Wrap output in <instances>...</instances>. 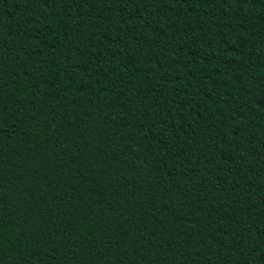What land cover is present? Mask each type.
<instances>
[{"label":"trees","instance_id":"obj_1","mask_svg":"<svg viewBox=\"0 0 264 264\" xmlns=\"http://www.w3.org/2000/svg\"><path fill=\"white\" fill-rule=\"evenodd\" d=\"M0 264H264V0H0Z\"/></svg>","mask_w":264,"mask_h":264}]
</instances>
